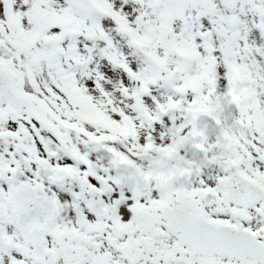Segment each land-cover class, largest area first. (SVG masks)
Instances as JSON below:
<instances>
[{
  "label": "snow or ice",
  "instance_id": "snow-or-ice-1",
  "mask_svg": "<svg viewBox=\"0 0 264 264\" xmlns=\"http://www.w3.org/2000/svg\"><path fill=\"white\" fill-rule=\"evenodd\" d=\"M0 264H264V0H0Z\"/></svg>",
  "mask_w": 264,
  "mask_h": 264
}]
</instances>
